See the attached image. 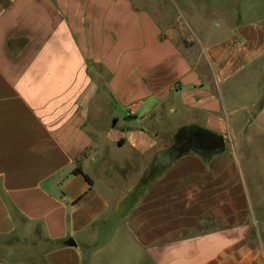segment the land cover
Wrapping results in <instances>:
<instances>
[{
	"label": "crops",
	"instance_id": "crops-1",
	"mask_svg": "<svg viewBox=\"0 0 264 264\" xmlns=\"http://www.w3.org/2000/svg\"><path fill=\"white\" fill-rule=\"evenodd\" d=\"M170 2L0 0V264H264V0Z\"/></svg>",
	"mask_w": 264,
	"mask_h": 264
},
{
	"label": "water",
	"instance_id": "water-1",
	"mask_svg": "<svg viewBox=\"0 0 264 264\" xmlns=\"http://www.w3.org/2000/svg\"><path fill=\"white\" fill-rule=\"evenodd\" d=\"M193 149L191 145L184 146L182 149V153L189 152ZM226 149V142L224 137L215 134H208L204 137V145L198 150H203L206 152H214V151H224ZM69 245H76L73 240H70Z\"/></svg>",
	"mask_w": 264,
	"mask_h": 264
},
{
	"label": "flooded vegetation",
	"instance_id": "flooded-vegetation-1",
	"mask_svg": "<svg viewBox=\"0 0 264 264\" xmlns=\"http://www.w3.org/2000/svg\"><path fill=\"white\" fill-rule=\"evenodd\" d=\"M183 133H185L184 138L179 139L175 145V150L178 152H182L183 147L187 145H191L193 147L192 150H198V148H201L202 145H204V137L208 135V133L199 129H190Z\"/></svg>",
	"mask_w": 264,
	"mask_h": 264
},
{
	"label": "rangeland",
	"instance_id": "rangeland-1",
	"mask_svg": "<svg viewBox=\"0 0 264 264\" xmlns=\"http://www.w3.org/2000/svg\"><path fill=\"white\" fill-rule=\"evenodd\" d=\"M176 1H178V0H176ZM170 4H171L172 7H174V3H173V5H172V0H171ZM176 6H177V4H176ZM174 8H175V7H174ZM191 8H192L191 10H193V7H191ZM203 9H204V8L200 7V12H203ZM197 11H198V9H197ZM192 12H193V11H192ZM200 12H199V13H200ZM158 16L161 17V16H163V14H158ZM184 134H185V133L180 132V133H179V139H183V138H184ZM214 226H215V225L212 224V223H207V224H205L206 229H207V228H213ZM204 230H205V229H204ZM21 254H23V255H21V256H23V257H24V256H27V255H29V256L32 255V254H30V253H28V254H26V255H25V253H21ZM6 256L10 258V256H8L7 254H4V252H2V251L0 250V258H5ZM16 256H17V255H15V257H14V256H13V257L16 258ZM35 256L37 257L38 255H37V254H36V255H35V254L32 255V257H35ZM17 257H18V256H17Z\"/></svg>",
	"mask_w": 264,
	"mask_h": 264
},
{
	"label": "trees",
	"instance_id": "trees-1",
	"mask_svg": "<svg viewBox=\"0 0 264 264\" xmlns=\"http://www.w3.org/2000/svg\"><path fill=\"white\" fill-rule=\"evenodd\" d=\"M204 132H206V133H208V134H211V133H209V132H207V131H204ZM73 174H75V175H78V174H82V175H84V173H83V171L81 170V168H76V169L73 171ZM84 177H85V179H86L90 184H92V181L90 180V178H89L88 176L84 175Z\"/></svg>",
	"mask_w": 264,
	"mask_h": 264
},
{
	"label": "built area",
	"instance_id": "built-area-1",
	"mask_svg": "<svg viewBox=\"0 0 264 264\" xmlns=\"http://www.w3.org/2000/svg\"><path fill=\"white\" fill-rule=\"evenodd\" d=\"M131 114H132L131 111H128L127 116H131Z\"/></svg>",
	"mask_w": 264,
	"mask_h": 264
}]
</instances>
